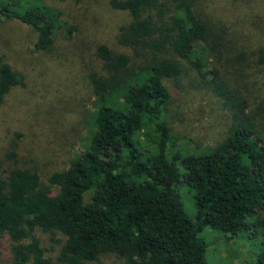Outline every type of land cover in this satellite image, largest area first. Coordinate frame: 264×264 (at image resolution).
Here are the masks:
<instances>
[{"label": "trees", "instance_id": "obj_1", "mask_svg": "<svg viewBox=\"0 0 264 264\" xmlns=\"http://www.w3.org/2000/svg\"><path fill=\"white\" fill-rule=\"evenodd\" d=\"M230 1L246 14L235 24H244V64L251 26L263 35L253 56L264 69V0ZM215 2L111 1L129 15L118 43L134 56L98 48L87 145L47 185L37 167L19 165L17 145L0 157V241L7 242L0 264H104L107 257L116 259L112 264H210L207 229L225 233L228 244L249 243L251 256L241 264H264V84L244 75L230 87L223 67L211 66L228 53L232 26L213 18ZM12 20L34 28L42 52L73 30L44 0H0V23ZM187 62L201 74L213 67L212 91L230 109L232 124L216 146L180 154L167 129V81L179 80ZM20 84L23 77L3 63L0 103ZM182 183L193 192L195 218L184 209ZM39 234L60 246L56 258Z\"/></svg>", "mask_w": 264, "mask_h": 264}, {"label": "rangeland", "instance_id": "obj_2", "mask_svg": "<svg viewBox=\"0 0 264 264\" xmlns=\"http://www.w3.org/2000/svg\"><path fill=\"white\" fill-rule=\"evenodd\" d=\"M44 1L61 9L73 28L70 38H67L69 31L64 30L49 52L37 49L38 33L33 27L19 20L0 23V67L6 63L23 77V84L15 86L0 103V157L17 145L19 165L37 167L42 182L47 185L51 174L66 169L71 158L87 145L86 123L95 111L96 93L89 75L99 67L98 48L105 45L116 52L134 54L118 43L119 31L130 18L126 12L114 10L110 5L112 0ZM213 9V18L224 17L226 26H232L225 35L228 53L222 49L223 57L211 61V66L213 63L223 67V76L230 87L241 76L244 80V75H251L249 79L263 85L264 69L255 65L253 56L257 53L255 45L263 41L262 33L256 31L253 35L251 26L248 28L250 41L244 64V24L240 28L235 26L244 23V9L241 4L227 0H216ZM227 58L231 61L229 65L225 64ZM194 59L196 54L191 56V61ZM211 66L201 74L187 62L186 72L179 80L167 81L172 95L167 129L180 154L186 147H214L229 133L232 113L213 94L212 75L207 72L213 71ZM255 92L256 89L252 95ZM179 192L185 211L195 218L193 192L184 183ZM39 236L47 254L56 258L60 246L49 235ZM202 237L208 244L210 264H241L251 256L248 242L228 244L221 231L207 229ZM0 250L7 256L5 240L0 241ZM115 261L113 257L103 259L104 264Z\"/></svg>", "mask_w": 264, "mask_h": 264}]
</instances>
